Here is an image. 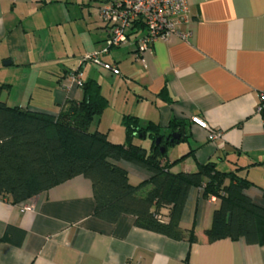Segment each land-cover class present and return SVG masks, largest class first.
I'll use <instances>...</instances> for the list:
<instances>
[{"label":"crops","instance_id":"obj_1","mask_svg":"<svg viewBox=\"0 0 264 264\" xmlns=\"http://www.w3.org/2000/svg\"><path fill=\"white\" fill-rule=\"evenodd\" d=\"M106 1L0 0V101L56 115L66 102L83 99V89L68 80L81 70L83 82H96L107 101L90 131L123 143L125 115L162 127L172 118L185 121L187 138L168 148L176 154L170 158L167 151L168 161L194 151L171 170L193 172L213 161L218 170L247 178L252 185L245 193L264 207V124L257 112L264 91V0H187L191 37L157 39L141 53L133 39L110 48L101 58L118 75L83 61L106 47L99 16ZM192 116L219 136L210 141ZM118 165L132 184L150 176L132 163ZM217 204L191 187L180 225L193 229L197 241L172 240L136 227L131 215L115 223L96 218L91 182L75 176L17 204L0 197V238L9 226L23 232L19 245L10 241L19 235L0 241V264H264V245L206 240Z\"/></svg>","mask_w":264,"mask_h":264},{"label":"trees","instance_id":"obj_2","mask_svg":"<svg viewBox=\"0 0 264 264\" xmlns=\"http://www.w3.org/2000/svg\"><path fill=\"white\" fill-rule=\"evenodd\" d=\"M82 89L83 99L66 102L56 115L0 101V197L17 204L81 175L91 182L96 218L115 223L131 215L140 229L192 243L197 241L194 230L182 228L180 218L190 188L199 187L205 198L218 201L204 230L208 242L229 238L264 245V207L245 193L252 185L247 178L222 172L213 161L198 164L193 172L171 170L194 151L168 161V148L187 138L185 121L172 118L162 127L125 115V140L113 143L105 133L90 131L93 118L107 105L99 86L88 80ZM164 94L162 90L160 96ZM173 132L180 138L166 139ZM135 138L148 141L149 147ZM120 161L147 170L149 178L130 183ZM10 234L19 235L10 238L19 245L23 232L10 226L0 241L9 240Z\"/></svg>","mask_w":264,"mask_h":264},{"label":"built area","instance_id":"obj_3","mask_svg":"<svg viewBox=\"0 0 264 264\" xmlns=\"http://www.w3.org/2000/svg\"><path fill=\"white\" fill-rule=\"evenodd\" d=\"M99 16L108 31L106 47L101 52L86 54L83 61L114 75L120 74L119 68L101 58V54L110 48L123 46L133 39L135 49L141 53L150 49L157 39L177 36L187 40L192 35L187 0H107L99 8ZM68 80L82 88L83 72L76 70L70 73ZM257 112L264 124V91L260 94ZM191 122L207 130L210 141L219 136L200 117L192 116Z\"/></svg>","mask_w":264,"mask_h":264},{"label":"rangeland","instance_id":"obj_4","mask_svg":"<svg viewBox=\"0 0 264 264\" xmlns=\"http://www.w3.org/2000/svg\"><path fill=\"white\" fill-rule=\"evenodd\" d=\"M6 93H7V90H6V89H2V90H1V95H2V97H4V96L6 95ZM136 142L141 143L144 147L147 146V143H146V142H143V141H136ZM145 145H146V146H145ZM176 146H178V145H176ZM176 146H174V147L177 148ZM183 146H184V145H183ZM172 155H176V154H175V151L173 150V148L169 149V151H168V156H169L170 158L172 157Z\"/></svg>","mask_w":264,"mask_h":264},{"label":"water","instance_id":"obj_5","mask_svg":"<svg viewBox=\"0 0 264 264\" xmlns=\"http://www.w3.org/2000/svg\"><path fill=\"white\" fill-rule=\"evenodd\" d=\"M170 139V141H174V140H178L180 138V134L177 132H173L170 134V136H168L166 139ZM160 142V138L156 139V144H159ZM160 151L163 152L164 151V147H160Z\"/></svg>","mask_w":264,"mask_h":264}]
</instances>
